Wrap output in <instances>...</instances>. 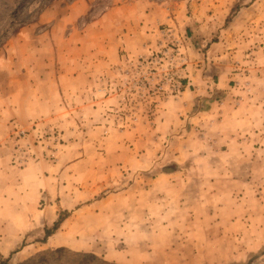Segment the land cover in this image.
<instances>
[{
	"label": "crops",
	"instance_id": "0c3cea01",
	"mask_svg": "<svg viewBox=\"0 0 264 264\" xmlns=\"http://www.w3.org/2000/svg\"><path fill=\"white\" fill-rule=\"evenodd\" d=\"M94 1L96 0L71 2L67 5L68 10L64 14L61 8L60 20L64 22L67 15L69 17L74 14L75 18L85 15ZM110 1L112 2L78 33L80 40L76 51L81 52L76 56L74 68L68 65L73 55V48L71 52H67L66 57L61 56L60 65L53 60L52 48L44 45L28 50L15 46L10 52L17 51V54L8 57L7 60L0 58V74L5 77L2 81L3 86H0V104H3L0 108L2 112L0 142L5 141L9 136L12 123L15 122L20 126H30L34 122L48 125L52 123L57 128L69 132L67 120L72 119L75 113L82 120H88L90 116H99L93 110L90 114L86 110L85 103L89 104L90 101L98 106L104 101L101 99L99 102L93 101L91 97L90 100L88 99V92L93 93L90 89L98 91L103 84V78L100 76L104 73L108 74L113 70L112 68L119 66L124 55L137 56L146 52L148 48L163 43L164 39H180L185 43L188 51L197 56L195 58L198 62L194 63L190 73L193 74L192 81L188 82V85L182 84L183 89L178 95L158 101L154 111L153 127L143 131L131 128V131L126 130L121 132V135L116 133L117 135L114 136L115 132L106 129L103 125L92 126L96 132L107 134L102 139L106 148H108L107 144L113 145L114 153L129 149L134 141L144 144L143 149L146 152L161 150L168 154L169 151L178 150V154L173 153L174 151L171 153L177 156L173 160L177 167L166 169L173 174L163 171L164 173L154 181L166 183L168 187L170 186L172 194H150V192L94 194L97 187L101 188V186H97V182L90 186L85 180V168H94L98 164L100 167H115L121 163L119 160L116 163L110 162L107 152L100 153L104 155L102 159L93 160L85 158L84 153L78 154L71 162L63 159L66 158V154L63 153L56 163L47 162L39 157L27 168L20 169L12 165L10 150L5 149L6 146L1 143L0 212H3L2 209L7 206H17L20 215L24 214L27 219H24L25 216L19 220L0 217V231L5 235L4 241L0 243V251L2 255H6L11 245L8 244L9 240L14 239L12 240L14 242L10 243L17 244L23 239V234L30 229H39V225L42 226V230L50 228L57 218L55 209L60 208L61 211L70 214L76 208L78 216H84L88 211L91 215H95L93 219L96 221L88 225V222L81 221L80 218L72 222H70L72 219L67 218L54 234L47 237V248L72 247L77 250L91 248L86 240L81 241L79 237L91 234L96 239V236L102 233L108 237L106 245L120 249L108 251L103 257L104 260L116 264H158L155 254L145 248L160 246L162 243H148V238L144 235L146 232L149 236V232L180 231L191 232L188 241L195 239L204 243L206 248L224 245V264L237 261L242 255L239 252L245 251V247L255 248L264 243V239L253 236V234L260 236L258 230L247 228V225L241 221V218H244L241 215L248 214L250 218L253 214H257L254 211L259 209L258 206L255 207L256 203H259L255 199V194L259 193L258 189H254L257 186L253 185L252 176L242 170L244 166L248 168L256 162L255 158L252 159V155L246 158L242 155L243 146L246 140H249H242V136L247 134L253 137L262 130L258 116L260 108L257 106L259 98L253 104L246 105L250 101L247 100L242 106L233 107L232 95L229 93L224 96V89L227 88L224 84V64L217 62L224 59V55H228L226 49L229 43L224 42V39L233 38L236 31L224 26L228 23L226 19L231 7L240 0ZM243 1L241 0V4L249 9L244 8L242 11L252 13L256 9L264 8V0ZM51 13L52 19H58V13L55 15L54 12L45 11L40 15V23L45 22L46 16ZM260 15L261 13L253 14L251 22L261 28L264 25V18L262 20ZM234 21L240 22V19ZM26 33L27 31L21 32L19 35ZM33 35L35 41L41 38L35 31ZM262 37L264 38V32ZM90 41H92L91 45ZM243 46L232 44L229 47L235 49ZM43 53H48L46 58L42 57ZM81 56L86 57L88 61L93 60V63L86 65L87 59ZM63 59L66 61L62 62ZM211 69L216 70L217 75H221L216 83L207 79V71ZM212 91L215 97L223 98L220 105L210 99ZM94 98L96 99L95 93ZM72 103L79 105L78 109H73ZM186 132L189 133L186 135ZM129 135L134 136V139L125 138ZM209 136L216 138L218 143L207 141L206 138ZM127 141L131 143L127 144ZM212 150L221 151L224 160L213 161L206 157V153L203 154ZM196 151L201 152V155L196 154V158H192L195 156L192 152ZM216 166L220 167L219 170L213 169ZM230 167L237 169L229 170ZM186 168L190 170L187 171ZM248 175L251 177L250 181ZM104 178L109 182L112 181L111 176ZM97 179L98 176L95 175V181ZM99 185L102 184L99 182ZM98 196L100 199L95 200ZM64 197L71 199L72 202L75 199L79 201L81 197L94 198L95 201L86 208H82L79 202L69 208L64 206L66 201L62 199L61 202L58 201L59 204L61 203L58 207L57 199ZM11 199L15 201L12 202ZM116 199H120V202L116 203ZM40 200L45 202V207L41 211L36 210L40 213V217H29V210L26 209L30 207L36 209ZM104 206H109L108 209L122 206L126 210L124 220L112 217ZM161 213L165 216L162 217ZM134 215H137L136 218L133 217ZM146 216L148 217L145 218ZM251 220L252 218L249 219ZM81 222L84 224L83 228ZM70 225L75 226L71 228ZM213 229L223 232L222 240L215 241L210 237L208 232ZM76 235L79 239L75 237ZM157 236L158 234H154V239H157ZM94 239L92 247L97 246ZM176 239L181 241L179 236ZM255 239L258 241L255 242ZM177 243L175 245L179 247L181 242ZM27 247L24 246L18 254L20 260L30 255L23 254ZM129 252L131 256L127 257L125 254ZM147 252L152 260L147 256ZM197 256L196 254L195 259L178 260L174 264L193 262L208 264L216 259L218 254L214 250L206 252L204 256L208 257V260L197 259ZM160 264L165 263L160 262Z\"/></svg>",
	"mask_w": 264,
	"mask_h": 264
},
{
	"label": "rangeland",
	"instance_id": "374dc122",
	"mask_svg": "<svg viewBox=\"0 0 264 264\" xmlns=\"http://www.w3.org/2000/svg\"><path fill=\"white\" fill-rule=\"evenodd\" d=\"M73 1L77 0H0V58H2V60L6 58L7 60L8 57L17 54V51L14 52L12 50L10 52V50L15 46H21L23 49L25 48V50H28V48H39L44 45L48 48H52L51 50L54 56L53 60L59 64L61 56L66 57L67 52H71L73 48V55L71 60H69L70 63H68V65L74 68L76 65V56L80 55L81 52L76 51V46L79 44L78 40H80L78 33L83 31L86 28V25L92 22L94 17H96L100 11L112 1L96 0L90 4V9H88L85 15H82L79 18H75L74 14L69 17L67 15L64 18V22H62L60 20L62 15L59 13L61 8V12L64 14L65 11L68 10V8H66L67 5ZM243 2H245V0ZM244 8L247 10L249 9L246 5L241 4V0L231 7L230 13L226 19L228 23L225 24L224 28L228 27L231 30L233 29L236 33L232 36L233 38L228 37V39H224V42L227 41L229 43L228 49H226L228 55H224V59L218 60L217 62L224 64V84L227 86V88L224 89V96L229 93L232 95L233 102L231 104L233 107L238 108L245 104L247 100L250 101H248L249 103L246 105L253 104L254 101L259 98V104L257 106L260 108L258 116L260 122L262 123V130L259 134L253 137L247 134L242 136V140L249 139L248 141L246 140V144L243 146L242 155L244 158L252 155V159L255 158L256 160L253 166L248 168H244V166L242 170L247 171L249 175L252 176V180L254 182L253 185L257 186L254 189H258L259 193L255 194V199L258 200L257 202L259 203H256L255 207L258 206L259 209L254 211L257 212V214L250 216V218H252L251 221H249L250 218L248 214L241 215L244 217L241 218V221L247 225V228H254L260 232V236H263L260 237L253 234L254 237L264 239V38L262 37L264 25L260 28L257 27L255 23L251 22L253 20V14L258 13H261L260 16L263 20L264 8H259L258 10L256 9L252 13L242 11ZM45 11L54 12L55 15L58 13V19H52L51 13L49 16H46L45 22L43 21L40 23V15ZM235 18L237 20L240 19V22L234 21L236 20ZM26 31L30 35L27 33L26 35H19L21 32ZM33 31H35L37 35L40 34L41 36V38L37 41H35ZM30 36H32V38ZM91 42L92 41L89 43L90 45ZM232 44H240L244 46L242 48L232 49V47H229ZM225 47H227V45ZM147 50V55H144V58H147L150 54H154L159 51L160 60H157L155 64L152 63L151 65H147L145 68L138 69L139 67L146 65L145 63L141 65L142 57L124 55V58L120 60L119 66L117 65L112 68L113 70H111L108 74L104 73L100 76V78H103V84L100 89H98V91L90 89L93 93L88 92L89 100L90 97L93 101L96 100L97 102H99L100 99L104 100L98 106L93 105L90 101L89 104L85 103L87 106L86 110H88L90 114H92L93 110L97 112L96 114H99V116H90V119L82 120L81 118L79 119L75 113L72 119L67 120L69 132L65 129L62 130L61 128H57V126L52 123L48 125L45 123L40 124V122H34L30 126H20L17 122H11L12 126L9 136L5 141H1L0 145L2 143V145L6 146L5 149L7 148L10 150V160L12 165L20 169H25L29 166V164H31V162L36 161V159L38 160L39 157L47 162L56 163V160L62 153L66 154V158L63 159L67 160V162L74 161L78 154L83 153L85 154V158H90L91 160L95 158L102 159L104 155L100 153L107 152L109 160H111L110 162L116 163L119 160L121 163L115 167H100L98 164L97 167L94 168H85V180L90 184V186L94 185V182H97V186H101V188L97 187V191L94 192V194H120L122 192H124V194H146V192H150V194H172L170 186L168 187L166 183L163 181L160 183L157 181V183H155L154 181L157 177L163 174V171H166L167 168L175 169L177 167L174 165L175 161H173L177 156L171 154L174 150L169 151L168 154H165V151L161 150L146 152V150L143 149L144 144L136 143L134 141L133 146L130 147L131 149L129 148L125 151L118 150L114 153L113 145L107 144L108 148H106L104 143L105 141L102 139V137H105L107 134L96 132V130L92 128V126L103 125L106 129H110L112 132H115L114 136H116L117 134L121 135V132L126 130L131 131V128L143 131L144 129L153 127L155 122V106L159 100L165 98L163 96H147L145 90L140 89L141 86L138 84V78L148 69L150 70L155 67L157 72L162 74V77H164L165 73L174 75V79L181 84V88L179 90L183 89L182 84L188 85V82L192 81L191 77L193 78V74L190 73H192V67L194 66V63L198 62V59L195 58L197 56H195L193 52L188 51L187 46L183 41L180 39H164L163 43H159ZM46 55H48V53H43L42 57L45 56L46 58ZM81 58L87 59L83 56H81ZM63 60L64 61L62 62L66 61V59ZM205 60L206 59H203V61ZM85 63L86 65L89 63L92 64L93 60L88 61L87 59ZM207 73L208 75L205 72V75L208 76L207 79L213 81V83L219 81L221 77V75H217V71L213 69L207 71ZM4 79V75L0 74V86H3L2 81ZM229 90L231 91L229 92ZM219 92H221V90ZM94 93L96 99L94 98ZM210 95V99H212L215 103H219V105L221 101H223V98L215 97V93H213V91ZM2 105L3 104L1 103L0 108ZM78 106L79 105L72 103L71 107L73 109H78ZM1 116L2 112L0 114V117ZM188 133L189 132H186L185 134L187 135ZM125 138L132 140L131 138L134 139V136L129 135ZM200 138L203 137L200 136ZM206 139L214 144L218 143L217 139L212 138L211 136ZM129 143H131V141H127V144ZM174 145L175 144H173V146ZM249 146L252 147L249 148ZM122 148H124V146ZM173 153L178 154L179 151L175 150ZM204 153H206V157L210 160H220V162L224 160V158L221 157V151L212 150L211 152L208 151L203 152V154ZM192 154L195 155L192 158H196V154L200 156L201 152L196 151L192 152ZM247 164L248 163H246V165ZM219 168V166H216L213 169L219 170ZM235 169L237 168H229V170ZM186 170L188 171L190 169L186 168ZM168 173L173 174L172 171ZM94 174L98 176L96 181ZM249 175L248 181L251 179ZM105 176H111L112 181L109 182V177L108 179H105ZM99 182L102 185H99ZM62 199L63 201H66L64 206L69 208L73 207L74 204L76 205L77 202H79L81 207L83 206L82 208H86L88 207V204L100 199V196L96 197L95 200L94 198L81 197L79 201L75 199L73 202L67 197L58 198L56 201L58 207L61 204H59L58 201L61 202ZM245 199H247V197ZM11 201L14 202L15 200L11 199ZM119 202L120 199H116V203ZM44 207L45 202L40 200L36 209L30 207L26 210H29V217L39 218L40 213L37 211H41ZM104 207L107 212L112 214V217H119L120 219H123L126 210L122 206L111 207L110 209H108L109 206ZM135 207L133 210H135ZM2 210L3 212H0V217L2 218L13 220L18 218L19 220V218L25 216L24 214L20 215V209H17V206H7ZM55 210L57 215L55 222L59 218H61L62 222L67 218L72 219L70 222L76 221L77 218H80L82 219L81 221L84 220V222H88V225L91 222L96 221L93 219L95 215H91V212L88 211L84 213V216H78L79 214L76 208L70 214H68L67 211H61L60 208ZM136 216L137 215H134L133 217L136 218ZM161 216L164 217L165 215L162 214ZM147 217L148 216L145 218ZM24 219H27L26 216ZM83 225L84 224L81 222V228H83ZM39 226V229H30L29 231H26L23 234V239L15 245L10 243L14 242L12 241L14 239L9 240L8 244L13 246L8 247L6 255H2L0 251V257L12 264H23L26 262L27 264H33L29 263L30 261L28 260L39 252L66 248L73 252L93 254L99 259L101 258L104 260L103 257L108 253V251L113 249L120 250L119 248L106 245L108 237L102 233L96 236V239H94V236L91 234L88 236L84 235L83 237H79L78 235L75 236L77 239L80 238L81 241L86 240V243H88L91 248L86 247L79 250L75 248L73 249L72 247L47 248V238L44 236L45 228L42 230V226ZM70 226L72 228L75 225ZM52 227L53 225L50 228ZM190 233L191 232L159 231L149 232L148 236L146 232L144 237L148 238V243L154 242V244H162L155 247H146L145 250L155 254L154 256L156 257L158 264H160V262L165 264H174L175 262H178V260L195 259L196 254L198 255L197 259L208 260V257L204 256V254L208 251L214 250V252L218 254V257L212 262H208V264H224V245H218L214 248H206L204 243L197 240L195 241V239H193V241H188V235ZM208 233L210 234V237L215 239V241L223 239V232L220 230L213 229ZM154 234H158L157 239H154ZM168 234L170 236H164ZM8 235H10L9 232ZM178 236L181 238V241H177L179 240L176 239ZM4 237V232L0 231V243L4 241ZM93 239L94 242L97 243V246L95 247L91 246ZM255 240V242L258 241L257 239ZM175 241L178 242L177 244L181 242V245L178 247V245H175ZM24 246L28 247L23 254L29 253L30 255L24 258V260H20L21 257L18 254ZM238 250L240 249L238 248ZM244 250L245 251L239 252V254H242L240 259L233 261L230 264H246L250 261L253 264H264V243L261 246H256L255 248L245 247ZM148 252L147 256L150 257ZM125 255L130 257L131 253L129 252ZM155 257L153 258L155 259ZM150 259L152 260V257H150ZM50 261L53 264V261ZM86 262L88 264L97 263H91V260H86ZM34 264H39V262H35ZM190 264L197 263L193 262Z\"/></svg>",
	"mask_w": 264,
	"mask_h": 264
},
{
	"label": "built area",
	"instance_id": "2783aa9c",
	"mask_svg": "<svg viewBox=\"0 0 264 264\" xmlns=\"http://www.w3.org/2000/svg\"><path fill=\"white\" fill-rule=\"evenodd\" d=\"M147 52L148 50L137 55L140 58L142 57L141 65H143V63L146 64L138 69L145 68L147 65H151L152 63L155 64L157 60H160L159 51L154 54H150L147 58H144V55H147ZM148 70L138 78V84L142 87H140V89L145 90L147 96H163L164 98H170L178 95L181 84L174 79V75L165 73L164 77H162V74L158 73L155 67L151 68L149 72Z\"/></svg>",
	"mask_w": 264,
	"mask_h": 264
},
{
	"label": "trees",
	"instance_id": "16d2710c",
	"mask_svg": "<svg viewBox=\"0 0 264 264\" xmlns=\"http://www.w3.org/2000/svg\"><path fill=\"white\" fill-rule=\"evenodd\" d=\"M62 220L59 218L56 222H54L52 228L45 229V238L52 235L60 226ZM88 264L86 262L91 260V263L97 262L96 264H115L110 263L107 261L99 259L97 256L93 254H87V253H80V252H73L71 250H68L66 248H58L55 250H45L42 252H39L35 254L30 260L29 263H35L39 262V264ZM0 264H12L9 263L7 260H4L0 257ZM23 264H27L23 263ZM90 264V263H89ZM246 264H253L251 261Z\"/></svg>",
	"mask_w": 264,
	"mask_h": 264
}]
</instances>
